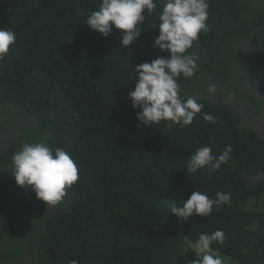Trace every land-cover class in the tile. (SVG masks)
Masks as SVG:
<instances>
[{"label": "trees", "instance_id": "1", "mask_svg": "<svg viewBox=\"0 0 264 264\" xmlns=\"http://www.w3.org/2000/svg\"><path fill=\"white\" fill-rule=\"evenodd\" d=\"M100 3L0 0V28L16 33L0 61V112L11 122L15 113L32 115L36 124L21 127L0 149V264H19L21 252L37 256L36 264H191L197 257L188 241L217 229L224 240L211 248L224 264H264V137L205 90L215 85L219 97L261 106L247 86L264 92V0H209V31L187 52L197 70L177 81L182 98L195 96L204 107L183 128L142 125L141 109L129 97L136 66L170 55L153 46L161 9L145 10L140 36L123 47L122 30L113 26L103 38L86 25ZM203 113L221 122L212 125ZM4 123L0 119V129ZM40 140L68 152L78 166L77 182L48 208L30 186L8 177L13 154ZM227 145L233 153L219 171L188 167L197 148L210 146L218 156ZM196 190L231 199L207 217L181 222L171 215V206H182ZM31 223L38 237L30 235Z\"/></svg>", "mask_w": 264, "mask_h": 264}, {"label": "clouds", "instance_id": "2", "mask_svg": "<svg viewBox=\"0 0 264 264\" xmlns=\"http://www.w3.org/2000/svg\"><path fill=\"white\" fill-rule=\"evenodd\" d=\"M158 7L161 10L157 16L161 23L153 46L169 52L170 55L167 58L157 57L151 62L146 61L136 66L134 71L138 78L129 97L133 101V107L141 109L136 113V118L142 125L152 127L153 124L164 121L169 128L174 125L183 128L191 125L204 107L195 96L182 98L177 81L181 76L193 77L197 70V62L187 52L201 32L209 31V0H162V4H158L157 0H101L99 9L91 11L87 17L86 25L100 33L103 38L111 34L114 26L122 30L120 46L132 47L141 34L139 25L145 20L144 11L152 13ZM15 42L16 33L11 28H0V61L5 59L10 46ZM205 90L208 97L209 92L216 91V87L208 85ZM217 97L220 101L235 98L228 94ZM0 113V116L4 117L2 120L10 125L3 129L10 130L13 121H9L8 117ZM18 117L26 118L20 115ZM202 118L212 125L221 122L219 117L211 113H203ZM231 153L232 145L225 146L218 156L212 154L210 146L199 147L190 157L188 167L192 172L205 167L209 171H219L221 166L228 162ZM11 159L12 167L8 177L14 176L16 184L20 187L30 186L36 198L45 202L47 208L62 201L66 196V187H71L78 180V166L71 155L60 147L53 150L43 140L23 143L21 150L14 153ZM9 187L14 188L11 184ZM230 199V194L226 192L217 191L216 198L211 199L206 192L196 190L187 200H183L182 206L173 204L171 215H175L181 222L194 215L207 217L214 205L219 207L230 202ZM0 222L4 223L2 216ZM2 227L0 233L5 229L4 224ZM38 231L40 233V230ZM47 240L41 238V242ZM223 240L224 233L220 229L210 234H201L196 241L189 240L188 244L197 257L191 264H224L222 258L211 248L214 241L223 243ZM33 259L31 263L36 264L37 256H33ZM69 264H79V260H70Z\"/></svg>", "mask_w": 264, "mask_h": 264}, {"label": "flooded vegetation", "instance_id": "3", "mask_svg": "<svg viewBox=\"0 0 264 264\" xmlns=\"http://www.w3.org/2000/svg\"><path fill=\"white\" fill-rule=\"evenodd\" d=\"M245 45V41H243V46ZM251 54L246 53V58L250 59ZM247 89L257 98V101H262L260 102L261 106L257 107L254 104H251L248 100H239V99H227V100H222L220 101L219 98L216 96L215 92H209V100L213 101L214 103H219V102H224L229 104V107L232 111V113H237L239 114L240 118L239 120L242 121V123H246L249 126H252L254 130L261 136L264 137V92L261 91H256L254 87L251 85L247 86ZM256 111H259L258 113H255ZM1 115V113H0ZM250 115L251 119H248V116ZM19 115L16 113L14 114V122L11 124L12 127L10 130L7 129H1L0 130V149H5L8 145V142L10 139L15 140L17 136L20 134L21 126L24 125L25 129H31V127H36V124L34 122V119L32 115L26 117V118H19ZM242 118V119H241ZM0 119H4L3 116H0ZM244 121H248L244 122ZM10 125L8 123L4 124V127L8 128ZM20 129V130H19ZM258 178V177H257ZM26 193V191L22 192ZM15 210V209H13ZM30 235L38 236L39 231L36 230V226L34 223H31V228H30ZM1 244V242H0ZM16 256L14 255L10 257L9 259H15ZM18 263L19 264H32L31 260L33 259V255L31 252L28 254L25 252H21L18 256ZM31 258V260L27 259ZM5 259H3L1 262H4Z\"/></svg>", "mask_w": 264, "mask_h": 264}, {"label": "rangeland", "instance_id": "4", "mask_svg": "<svg viewBox=\"0 0 264 264\" xmlns=\"http://www.w3.org/2000/svg\"><path fill=\"white\" fill-rule=\"evenodd\" d=\"M261 3H263V2H260V1H259V2H257L256 4L259 6V5H261Z\"/></svg>", "mask_w": 264, "mask_h": 264}, {"label": "water", "instance_id": "5", "mask_svg": "<svg viewBox=\"0 0 264 264\" xmlns=\"http://www.w3.org/2000/svg\"><path fill=\"white\" fill-rule=\"evenodd\" d=\"M0 217H1V214H0ZM3 227H2V222H1V227H0V230L2 229Z\"/></svg>", "mask_w": 264, "mask_h": 264}, {"label": "bare ground", "instance_id": "6", "mask_svg": "<svg viewBox=\"0 0 264 264\" xmlns=\"http://www.w3.org/2000/svg\"><path fill=\"white\" fill-rule=\"evenodd\" d=\"M3 224V223H2ZM0 225H1V222H0Z\"/></svg>", "mask_w": 264, "mask_h": 264}]
</instances>
